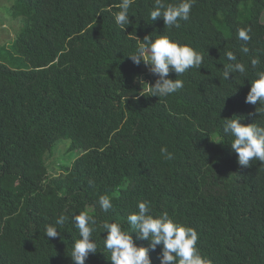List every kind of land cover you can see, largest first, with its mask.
I'll return each mask as SVG.
<instances>
[{"label":"trees","instance_id":"obj_1","mask_svg":"<svg viewBox=\"0 0 264 264\" xmlns=\"http://www.w3.org/2000/svg\"><path fill=\"white\" fill-rule=\"evenodd\" d=\"M10 14L29 69L0 58V264H264V0Z\"/></svg>","mask_w":264,"mask_h":264},{"label":"rangeland","instance_id":"obj_2","mask_svg":"<svg viewBox=\"0 0 264 264\" xmlns=\"http://www.w3.org/2000/svg\"><path fill=\"white\" fill-rule=\"evenodd\" d=\"M15 0H0V58L5 56L6 60L1 61L9 68L28 70L29 64L18 56L13 50L14 40L22 29L23 21L21 19H14L10 14L11 4ZM262 23H264V14L262 15ZM21 28V29H20ZM149 63V60H147ZM146 64V70L152 71L150 63ZM144 87L145 81L140 82ZM79 154L73 156L69 152V142L59 141L56 143V149L53 151L52 156L46 158V164L51 175H58L59 168L68 166L78 157Z\"/></svg>","mask_w":264,"mask_h":264}]
</instances>
